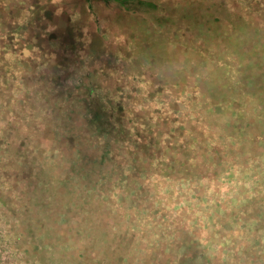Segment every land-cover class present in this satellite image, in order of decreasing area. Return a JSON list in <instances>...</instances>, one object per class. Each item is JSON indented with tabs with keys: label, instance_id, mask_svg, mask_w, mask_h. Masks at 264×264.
Returning <instances> with one entry per match:
<instances>
[{
	"label": "trees",
	"instance_id": "trees-1",
	"mask_svg": "<svg viewBox=\"0 0 264 264\" xmlns=\"http://www.w3.org/2000/svg\"><path fill=\"white\" fill-rule=\"evenodd\" d=\"M149 5L156 8L153 1ZM33 6L10 9V18L21 14V22L0 21V210L7 230L12 229L22 245L30 240L28 247L33 249L29 205L34 188L48 175L62 179L56 183L68 187L64 183L72 176L66 169L62 174L66 176H59V163L64 160L59 152V163L55 162L51 134L55 128L70 125V120L75 122L80 113L78 99L65 82L88 59L89 66L83 69L90 115L101 132L130 157L131 173L135 170L141 178L152 177L148 180L171 190L177 184H189L183 188L188 190L184 195L200 202L194 213L206 221L198 223V229L193 225L189 241L217 243L219 248L229 242H252L241 235L250 228L243 224L241 206L260 190L264 194V186L261 180L263 189L248 194L241 181L252 177L256 160L264 155V55L242 43L238 48L227 43L211 47L198 35L194 37L196 30L186 23L151 27L172 33V39L165 41L170 49H159L160 54L152 51L151 41L118 40L96 21L81 23L86 37L80 42L71 36L70 26L62 27L68 34L59 25L38 26L31 17ZM223 24L227 31L224 28L222 39L236 41L239 37L232 36L233 30L246 26ZM249 27L257 30L252 24ZM72 30L76 31L73 26ZM159 36L168 38L164 33ZM84 158L73 162L71 155L69 166L74 171L81 167L82 178L76 182L74 177L71 190L66 191L97 195L100 211L101 197L108 198L112 192L106 187L110 179L103 184L98 168L84 163L89 157ZM95 174V180L87 184L85 180ZM213 186L221 200L218 204L208 196ZM114 194L113 200L125 199ZM258 195L255 198L261 201ZM224 198L228 199L224 202ZM112 206L102 209L100 220L94 223L85 217L92 228L85 232L88 240L79 247L82 258L76 264H170L165 257L143 252L144 244L130 234L129 226L123 232L127 235L115 238L114 223L107 218ZM130 206L134 210L132 202ZM82 208L89 211V207ZM107 225L110 229L101 231ZM25 253L35 255L34 251ZM34 259V264H51L40 261L43 256L39 254Z\"/></svg>",
	"mask_w": 264,
	"mask_h": 264
},
{
	"label": "rangeland",
	"instance_id": "rangeland-1",
	"mask_svg": "<svg viewBox=\"0 0 264 264\" xmlns=\"http://www.w3.org/2000/svg\"><path fill=\"white\" fill-rule=\"evenodd\" d=\"M151 1L156 4L155 9L150 8ZM22 5L26 8L34 5L31 17L36 20L38 26L42 23L59 25L65 34L68 33L62 27L67 29L70 26L71 36L78 38L80 42L86 37L81 23L96 21L99 26L104 24L107 34L111 37L117 36L118 40L130 37L134 40L142 38L151 41L154 45L152 51L160 54L159 49L162 51L170 49L165 46V41L172 39V33L169 30L165 32L164 28L156 32L157 29L151 27L167 22L186 23L191 29L196 30L194 37L198 35L211 47L217 48L227 43L238 48L242 43L251 46L250 49L256 47L255 50L264 55V0H0V21L21 22V14L10 18V9ZM90 12L92 14H89ZM239 12L243 15H239ZM224 22L228 25L236 22L246 25L232 32V36L239 37V40L222 39L224 28L227 31ZM251 24L257 30L249 27ZM72 26L76 31L72 30ZM160 33H164L168 38L161 39ZM99 46L96 48L100 49ZM89 61L85 59L81 65H77L80 70L65 82V88L78 99L80 113L76 116L75 122L70 120V125L62 130L55 128L51 134L57 151L55 162L59 163L60 153L64 160L59 163L62 167L59 176H66L62 175L65 169L72 176L64 183L68 187L64 185L61 187L56 183L62 179L48 175L41 178L37 189L34 188L29 205L35 240L33 249L28 247L30 240H27L26 245H22L12 229L7 230L0 210V264H34V257L38 254L43 256V260L40 261L46 263L49 261L51 264H76L82 258L79 247L83 248L88 240L85 232L89 230L88 227L92 228L87 224L89 219L85 217L90 216V222L94 223L100 220L97 216L103 213L101 210L105 208L108 211L111 204L113 206L107 218L108 223H114L112 232L116 235L115 238L127 235L123 232L129 226L130 234L144 244L143 252L149 251L158 257H165L170 264H264V194L262 190L257 193L255 189H263L264 186V155L256 160L257 166H254L252 177L241 181L245 184L246 191H249L248 194L250 192L261 194L257 196V199L261 197V201L256 200V194L252 195L253 199L244 202L245 206H241L245 215L243 224L248 223L250 227L243 228L244 233L241 235L249 236L252 242H229L223 248H219L217 243L196 245L190 242L193 225L198 229V225H204L206 221L203 216L194 213L200 202L195 197L184 195L188 190L183 188L189 187V184L182 186L177 184L171 190L161 182L148 180L152 177L144 175L141 178L135 170L131 173L127 167H133L130 157L125 152L121 153L117 144L101 132L90 115V105L87 101L89 87L85 82L83 69L88 68ZM71 155L73 162H79L88 156L89 159L84 163L91 162L93 168H98L97 174L100 175L95 174L87 178L85 180L87 184L94 181L96 175L100 176L103 184L110 179L106 187L112 192L107 193L108 198L101 197L100 211L95 200L97 195L69 192L74 177L76 182L82 178L79 175L81 167H75L74 171L73 166H69L72 161ZM56 171L55 167V173ZM260 182L263 186L259 185ZM67 188L69 191H66ZM215 189V186L211 187L208 196L218 204L221 200L216 197ZM60 191L63 192L62 195ZM114 192L119 198L125 199L113 200L111 196ZM191 193L198 192L193 190ZM233 194L235 193H231ZM227 199L224 198L223 201ZM91 202L96 205L95 209ZM130 202L136 209L131 208ZM106 203L110 205H105ZM82 207H89V211ZM252 208L261 216L254 213ZM107 229H110L109 225L101 226V231ZM69 231L72 235L66 234L64 237L63 233ZM108 235L109 233H105L106 237ZM110 239L113 240L114 236L110 235ZM101 243L104 244L102 241ZM25 251H34L35 255L30 256Z\"/></svg>",
	"mask_w": 264,
	"mask_h": 264
}]
</instances>
